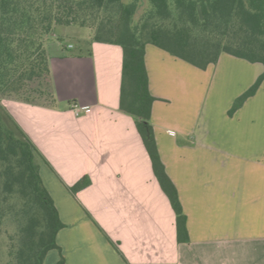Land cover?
<instances>
[{
  "label": "crops",
  "instance_id": "crops-1",
  "mask_svg": "<svg viewBox=\"0 0 264 264\" xmlns=\"http://www.w3.org/2000/svg\"><path fill=\"white\" fill-rule=\"evenodd\" d=\"M93 35L84 48L48 37L54 106L1 100L42 155L64 223L61 250L43 264H264V81L230 114L264 65L224 52L203 69L146 47L156 140L187 216L190 239L179 242L177 214L120 109L123 48ZM84 176L91 184L72 192Z\"/></svg>",
  "mask_w": 264,
  "mask_h": 264
},
{
  "label": "trees",
  "instance_id": "trees-1",
  "mask_svg": "<svg viewBox=\"0 0 264 264\" xmlns=\"http://www.w3.org/2000/svg\"><path fill=\"white\" fill-rule=\"evenodd\" d=\"M0 0V197L14 200L18 223L14 264H43L58 248L64 223L40 173L38 148L1 100L11 98L52 107L56 103L49 35L58 25L90 28L94 41L123 48L120 109L131 115L154 173L177 214L179 242L189 241L187 216L166 171L152 122L153 103L146 47L155 44L205 69L222 53L264 65V0ZM264 81V72L232 107L238 109ZM91 184L84 176L69 187ZM58 264H65L62 256Z\"/></svg>",
  "mask_w": 264,
  "mask_h": 264
},
{
  "label": "rangeland",
  "instance_id": "rangeland-1",
  "mask_svg": "<svg viewBox=\"0 0 264 264\" xmlns=\"http://www.w3.org/2000/svg\"><path fill=\"white\" fill-rule=\"evenodd\" d=\"M148 2L143 0L136 14L135 22L137 23L142 17ZM65 31V32H64ZM67 31V32H66ZM92 34V30L78 25L57 26L54 33L49 35L51 42H56L61 46L73 44L79 48L86 46V37ZM188 62V61H187ZM190 63V62H189ZM195 66V65H194ZM5 108L6 105L2 103ZM0 197V264H14L15 257L13 252L17 245L18 223L15 220V211L18 206H14L13 215L11 214L12 200L2 201Z\"/></svg>",
  "mask_w": 264,
  "mask_h": 264
},
{
  "label": "built area",
  "instance_id": "built-area-1",
  "mask_svg": "<svg viewBox=\"0 0 264 264\" xmlns=\"http://www.w3.org/2000/svg\"><path fill=\"white\" fill-rule=\"evenodd\" d=\"M83 110H85V107L77 106V105L75 106L76 115H80Z\"/></svg>",
  "mask_w": 264,
  "mask_h": 264
}]
</instances>
